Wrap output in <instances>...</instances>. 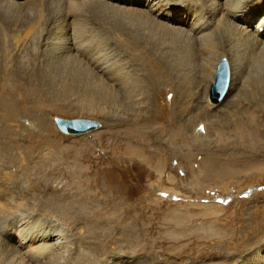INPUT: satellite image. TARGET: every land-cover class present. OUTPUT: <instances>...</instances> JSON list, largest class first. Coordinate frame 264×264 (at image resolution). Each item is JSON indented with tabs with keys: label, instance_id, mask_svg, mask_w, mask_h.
<instances>
[{
	"label": "rangeland",
	"instance_id": "obj_1",
	"mask_svg": "<svg viewBox=\"0 0 264 264\" xmlns=\"http://www.w3.org/2000/svg\"><path fill=\"white\" fill-rule=\"evenodd\" d=\"M84 1L73 10L38 0L40 20L27 0H17L16 17L0 8L6 31L33 28L0 46V100L15 106L0 103V244L1 228L30 222L65 236L50 264H264V63L240 83L244 34L220 19L209 42L168 20L178 8L209 18L234 0H147L160 1L154 12L136 0ZM74 28L139 94L89 82L83 55L75 64L55 57L51 41L72 38ZM223 55L229 88L211 105ZM55 115L99 125L67 133ZM3 255L0 264H9Z\"/></svg>",
	"mask_w": 264,
	"mask_h": 264
},
{
	"label": "bare ground",
	"instance_id": "obj_2",
	"mask_svg": "<svg viewBox=\"0 0 264 264\" xmlns=\"http://www.w3.org/2000/svg\"><path fill=\"white\" fill-rule=\"evenodd\" d=\"M60 1L66 4L65 7L69 6L73 10H81L83 8V6H84L82 3L86 2L84 0H60ZM115 1H117L119 3H126L125 2L126 0H115ZM16 2H17V0H0V8L2 9V11L4 13L7 12V14L9 12L13 14V12L16 11V13L14 14V17H16V15H20L18 13V11H17L18 7L20 5L18 6V4ZM18 2H19V0H18ZM219 2H221V1H219ZM219 2H217V3H219ZM23 3H25V4H22V5L26 6L25 9H28L27 7H29V8H31V7L35 8L36 7L35 18L38 19V20L41 19L42 14H43V11L41 9V6L43 4L42 2L38 3V0H27V2H23ZM135 3L138 4L139 6H140V4L146 5V6H148V12H154L159 7L160 1L159 2L156 1L155 3L154 2L152 3L151 1H147V0H136ZM217 3H215V4H217ZM65 4H63V5H65ZM222 4L223 3H221V5ZM217 6H219V5H216V7L213 6L215 10H213V11L210 10L211 13H210L209 18H204L203 17V13L202 14L199 13V12L198 13H191L190 12L191 10L187 11L185 8L184 9L178 8V10H179L178 13L177 12L176 13H174V12L173 13H169L168 20H170V21L171 20H175L177 22H178V20H180L182 23H184L185 28H186V30L189 33L200 35V38H202L204 40H206V39L208 40L209 39V42H211V38H208V35H209V31L208 30H210L211 27L214 24H216V23H218V22H220V21H222L224 19H226L229 23H231V25L234 27V29L237 30L239 33H242V35L244 34L245 35L244 37H246L248 39L249 46L248 45L247 46L249 47L250 52L247 51L248 53L243 54V55L241 54L244 58H242V56H240V61L238 62V65L240 66V75H241L240 76V78H241L240 79V83H241L242 76H243L244 72L248 70L249 66H250V68L253 67V66H256V65L259 67V65L262 62L264 63V0H234V2H231L230 4H226V6L223 5L224 7L217 8ZM13 7H15V9H13ZM9 9H10V11H9ZM32 12L33 11L29 10L28 14L31 15ZM68 15H70V14H66L65 16H68ZM214 16H215V18L213 20L212 18ZM68 18L69 17H67V20H68ZM75 18H74V20L76 22H78ZM132 19L133 20H138V18H132ZM29 23H30V21H29ZM31 24L33 25V23H31ZM4 26H5L4 23L1 21L0 22V46L1 45L3 46V44H4V42H3V40H4L3 37L4 36H7V38L9 40H12V41L16 40V43H19L20 42L19 40H21L20 38L23 35H27L28 32L29 31L31 32V30L33 29V28L31 29L30 27L29 28L25 27L26 30H21V28L20 29H9L7 27V31H6L4 29ZM76 28H78V26ZM82 28H83V26H82ZM75 30L76 29L74 28V32L75 33H74L72 38L64 39L65 37L62 34L57 35V36L55 35L56 37L53 36L54 38L57 39V40L53 39L51 41V44L55 45L53 47V49H52L56 53L55 57L58 56V57L64 58V59L71 57V58H73L72 61L74 62V63L73 62L72 63L75 64V61H76L75 59L77 57H79V55H81V56L83 55L87 59L88 63L91 64V65H86L83 68L84 74H85L84 77L87 78L89 82L92 80V78H94L95 80L100 81L101 84H103V82L105 80L108 81V82L112 80L111 84H117L118 89H123L124 92H128L129 95H137V94H139V93H137V91H138V89H136L137 86H135V84H132L131 79H130L131 82L129 83L128 78L123 74L122 70L120 71L119 69L114 68L115 67L114 64L111 65V63L106 62L103 59V57H101V55H99V54L94 55L93 54L94 51H91L89 53L88 49L86 47V44H88V46H89V39H85V41H86L85 42L83 39L80 38V36H81L80 33L79 34L76 33ZM28 36L29 35H27V37ZM25 37L26 36H24V38ZM77 37H79V38H77ZM94 44H95V42H94ZM90 47H93V46H90ZM50 54H51V52H50ZM52 54H54V53L52 52ZM74 55H78V56L74 59V57H73ZM82 57H80L79 59H82ZM65 61L63 60V62H65ZM79 61L80 60H78L77 62H79ZM81 61H83V60H81ZM53 63H55V62H53ZM69 63H70V65H73L70 61H69ZM64 64L65 63H63V65ZM80 64H81V62H80ZM80 64H79L78 70L82 66L83 63L81 65ZM86 64H87V62H86ZM46 65H47V63H46ZM56 65H58V67H56V66H54V67L58 68L60 70V68H59L60 64L59 63L57 64V62H56ZM38 66L36 67V71H38V69H37ZM43 66H45V65L43 64ZM68 66H69V64L67 65V67ZM47 67H49V65ZM63 68H65V66H63ZM88 68H91V70L88 69ZM16 69H19V68H16ZM16 69H15V71H17ZM58 69H55V71H57ZM65 69H62V70H65ZM71 69L72 70H70V72H71L72 75H74L75 71L77 69H75V68H71ZM229 69H230V66H229ZM33 70H34V68H33ZM41 70H43V69H41ZM45 70H46V68H45ZM59 70H58V72H59ZM52 71H54V70H52ZM44 72L45 71L43 70V73ZM30 74H32V76H33V73L30 72ZM59 74H60V72H59ZM54 76H52V77H54ZM230 76H231V71H230V74H229L228 86L226 88V91H225L224 95L226 94V92H227V90L229 88ZM23 78H25V77H23ZM52 81H53V79H52ZM55 81L56 80H54V82ZM231 83L233 84V82H231ZM101 84H99V85H101ZM232 84H231V87H232ZM106 85H109V83L106 84ZM40 86H41V84H40ZM34 87H35V85H34ZM101 87L103 89L105 88L102 85H101ZM37 89H38V87L36 88V90ZM3 96H6V95H3ZM4 98L5 97H3V99ZM222 98H223V96L218 101L213 102V101L210 100V98L208 96V102L211 105H216L217 102L219 103V101H221ZM9 99L11 101L12 98L10 97ZM22 100H23V98H22ZM10 101L5 100V101H1L0 103L2 104V106H5L7 108H11L12 109L15 106H14L13 101L12 102H10ZM110 101H112V99ZM54 123H55V121H54ZM195 130H196L197 134H201L199 128H196ZM201 137H203V135ZM205 139L206 138L204 137V140ZM128 155H131V151H128ZM0 195L2 197L3 193L1 192ZM1 230H2V236H1L2 239H1V244H0L2 246V251L1 252L4 254L3 258L6 261H8V263L10 262L9 264H50L51 256L56 251H59L60 249L65 247V245L67 244V241L64 240V238H65L64 234H62V233L60 234V233L55 232V231L54 232H50V233L47 232V231H42L41 232L40 229H37L35 224L30 223V222H28L26 224H23V225H20L18 222H16V223H8L4 228H1ZM114 264H117V263H114Z\"/></svg>",
	"mask_w": 264,
	"mask_h": 264
},
{
	"label": "water",
	"instance_id": "obj_3",
	"mask_svg": "<svg viewBox=\"0 0 264 264\" xmlns=\"http://www.w3.org/2000/svg\"><path fill=\"white\" fill-rule=\"evenodd\" d=\"M229 62L225 55L221 56L215 66L212 82L208 89V96L211 101H218L225 93L229 82ZM54 121L59 130L67 133H83L96 128L99 122L88 117L67 118L55 115Z\"/></svg>",
	"mask_w": 264,
	"mask_h": 264
}]
</instances>
